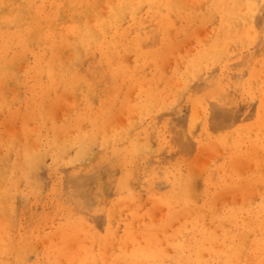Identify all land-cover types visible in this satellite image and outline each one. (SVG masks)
<instances>
[{
	"label": "bare ground",
	"instance_id": "obj_1",
	"mask_svg": "<svg viewBox=\"0 0 264 264\" xmlns=\"http://www.w3.org/2000/svg\"><path fill=\"white\" fill-rule=\"evenodd\" d=\"M10 81L0 264H264V0H0Z\"/></svg>",
	"mask_w": 264,
	"mask_h": 264
},
{
	"label": "rangeland",
	"instance_id": "obj_2",
	"mask_svg": "<svg viewBox=\"0 0 264 264\" xmlns=\"http://www.w3.org/2000/svg\"><path fill=\"white\" fill-rule=\"evenodd\" d=\"M202 31H203V33H202ZM198 32V33H197ZM200 32H201V34H200ZM202 34H204V30H202V29H198L197 31H196V35L198 36V37H202L203 35ZM202 35V36H201ZM22 64L20 63L19 65L18 64H16V65H14V67H13V72L15 73V75L16 74H18V73H20L21 71H22ZM7 84V85H6ZM2 86H5L7 89H5V87H2ZM20 86L18 85V84H16V82H13V81H10V82H7V83H4L3 85H1L0 86V104L1 103H5L7 106L8 105H10V106H15L18 102H19V100H20V98H21V96H23V92H22V90H20V88H19ZM4 89V90H3ZM10 93V94H9ZM5 94V95H4ZM4 95V100L2 99L3 96ZM9 95H11L10 97H11V99H9L10 97H9ZM63 98H65V99H62V100H60V102H59V100L53 105V107L51 108V112H52V116L54 117V119H56V120H59L60 119V112H63L62 113V117L63 116H65L68 112H69V109H70V105H71V103H72V100H73V98L72 97H70L69 95H67V94H65L64 95V97ZM2 99V100H1ZM9 99V100H8ZM65 100V102L67 101V103H64L63 101ZM63 104H62V103ZM71 102V103H70ZM68 103H70V104H68ZM58 104V105H57ZM60 105V106H59ZM55 107H56V109H55ZM66 107V108H65ZM183 107V108H182ZM56 110H54V109ZM58 109V110H57ZM53 110L56 112H53ZM179 111H183L182 113H180L181 115L183 114V113H185L184 114V116L186 117V115H187V113H188V111H187V109L186 108H184V106H180V109H179ZM54 114V115H53ZM179 114V115H180ZM180 115V117L181 118H183V115L181 116ZM184 117V118H185ZM122 121V118L121 117H116L115 119H114V122L115 123H119V122H121ZM11 122V123H10ZM10 122H6L5 124H1L0 125V150H2V152L0 151V153L2 154V153H4L5 154V156L6 157H4V154H0V156H2L3 158H1L0 157V170L2 169V170H4V167H8V164H9V162H10V159H12V152H11V155H8L10 152V149L8 150V148L5 150V148L3 147V146H5V142H7L8 143V138H9V136L10 137H12L13 139L15 138V139H19L21 136V131L23 130V139H25V143H27V149L28 150H34L35 149V144H33V141H34V138H35V128H34V126H33V124L32 123H30L29 125H27L24 129L22 128V124L21 123H19V121H14V123H13V121H10ZM12 124V125H11ZM14 124V125H13ZM19 124H21L20 126H19ZM2 125H3V127H2ZM8 126V127H7ZM11 126H13V127H11ZM2 128V129H1ZM20 132V133H19ZM18 134V136H16ZM9 135V136H8ZM3 138H6V140H4L3 142H2V140H3ZM22 139V140H23ZM21 140V141H22ZM6 143V144H7ZM25 145L23 144V147H24ZM30 146V147H29ZM5 150V151H4ZM91 150H95V147L94 146H92V148H91ZM4 151V152H3ZM6 151L7 152H9V153H6ZM92 151V152H93ZM91 152V151H90ZM7 154V155H6ZM209 153H205V152H203V153H200V154H197L198 156L197 157H193L191 160V162H192V164H193V166L194 167H196L195 168V170L196 171H198V169H200V167H202V165H205L204 164V162H205V160H212L213 159V155L214 154H210V155H208ZM206 155V156H210L209 158L208 157H204V156ZM212 155V156H211ZM9 156V157H8ZM8 157V158H7ZM48 156H46V157H44L43 158V161H42V163H41V165H40V168H39V176H40V179H41V183H42V185H41V190H42V193L43 194H45L46 195V191L48 190L47 188H46V190H45V187H48V185L46 184V182L48 183V176H47V174H46V172H47V169H45L46 167H47V165L50 163V158H49V160H48ZM203 158V159H202ZM204 158H205V160H204ZM207 158V159H206ZM197 159V160H196ZM6 163V164H4V163ZM49 162V163H48ZM194 162V163H193ZM202 162V163H201ZM2 163L5 165H2ZM43 163H46V165L45 164H43ZM199 163H200V165H199ZM205 163H207V162H205ZM46 166V167H45ZM200 166V167H199ZM2 167V168H1ZM45 169V170H44ZM45 171V172H44ZM44 174V175H42V173ZM195 173V175H196V172H194ZM41 175H42V177H41ZM45 175H46V177H45ZM46 178H44V177ZM43 179V180H42ZM45 179V180H44ZM197 182L195 181V184H196ZM198 183L200 184V182L198 181ZM197 183V184H198ZM43 185H45V186H43ZM43 186V187H42ZM43 190H45V191H43ZM154 210H152L151 212H150V214L152 215V217L153 218H157L158 216H159V214L157 215V211H155V213H156V215H155V213L153 212ZM159 213V212H158ZM154 214V215H153ZM155 216V217H154ZM2 215H0V220L2 219V220H6L5 219V217H2ZM3 222H5V221H0V227L2 228V226H4V224H3ZM2 223V224H1ZM167 231H169V229L167 230Z\"/></svg>",
	"mask_w": 264,
	"mask_h": 264
}]
</instances>
